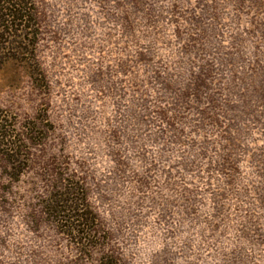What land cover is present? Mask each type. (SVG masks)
Returning <instances> with one entry per match:
<instances>
[{
    "label": "rangeland",
    "instance_id": "obj_1",
    "mask_svg": "<svg viewBox=\"0 0 264 264\" xmlns=\"http://www.w3.org/2000/svg\"><path fill=\"white\" fill-rule=\"evenodd\" d=\"M34 4L0 49V264H264V0Z\"/></svg>",
    "mask_w": 264,
    "mask_h": 264
},
{
    "label": "trees",
    "instance_id": "obj_2",
    "mask_svg": "<svg viewBox=\"0 0 264 264\" xmlns=\"http://www.w3.org/2000/svg\"><path fill=\"white\" fill-rule=\"evenodd\" d=\"M35 13L34 0H0V49H4L1 45L8 41L6 36H12V33L16 36L19 31L31 29ZM10 43L19 44L18 40Z\"/></svg>",
    "mask_w": 264,
    "mask_h": 264
}]
</instances>
